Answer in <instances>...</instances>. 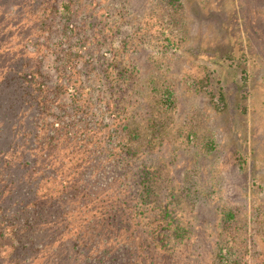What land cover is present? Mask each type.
I'll return each mask as SVG.
<instances>
[{
	"label": "rangeland",
	"instance_id": "obj_1",
	"mask_svg": "<svg viewBox=\"0 0 264 264\" xmlns=\"http://www.w3.org/2000/svg\"><path fill=\"white\" fill-rule=\"evenodd\" d=\"M181 1L186 11L172 8L167 0H2L0 80L13 76L11 67L28 70L39 62L43 72L62 76L61 49L40 57L48 46L61 47L65 22L84 33L98 32L100 8L114 13L109 24L129 22L120 40L128 41L129 51H137L139 71L129 67L128 74L134 79L130 88L138 93L135 111L146 142L141 157L161 168V181L170 187L160 188L157 201L144 204V222L152 221L148 234L170 235L157 260L169 251L177 264H212L220 249V264H264V0ZM81 36L79 32L72 41ZM80 54L78 59L85 52ZM204 67L211 93L204 92L205 86L189 85L202 80ZM170 85L177 90L174 100L165 94ZM212 95L226 97V106L219 102L216 108ZM26 106V125L15 130V138L8 127L5 140L17 144L18 156L43 161L42 140L48 136L44 123L46 116L48 122L53 117L45 116L35 100ZM37 130L33 138L31 132ZM67 161L69 167V156ZM50 184L28 180L29 200L42 199ZM169 217L191 224L188 244L172 234L175 223L169 226ZM224 217L226 228L221 226Z\"/></svg>",
	"mask_w": 264,
	"mask_h": 264
},
{
	"label": "trees",
	"instance_id": "obj_2",
	"mask_svg": "<svg viewBox=\"0 0 264 264\" xmlns=\"http://www.w3.org/2000/svg\"><path fill=\"white\" fill-rule=\"evenodd\" d=\"M167 2L172 8L187 10L181 0ZM100 12L103 19L98 32L84 33L65 22L61 47L57 44L52 50L48 46L40 57L61 49L65 57L62 76L43 72L39 62L28 70L11 67L13 76L0 80V99L10 100L0 103V264H177L169 251L157 260L158 250H167L170 235L148 234L152 221L144 222L142 217L148 211L144 204L157 201L160 188L170 187L161 181V168L141 157L146 142L135 111L138 93L130 88L134 79L128 74L129 67L139 71L137 51H129L128 41L120 40L129 22L109 24L114 13L104 8ZM79 32L82 36L73 42ZM24 49L35 51L28 45ZM80 51L85 55L78 59ZM227 56L234 59L231 52ZM128 58L134 62L130 66ZM203 71L202 80L189 85L205 86L204 92L211 93L208 67ZM176 92L174 85L166 87L168 98H177ZM213 96L210 101L216 108L219 102L226 106V97ZM30 100L36 101L45 116L47 112L53 117L48 122L46 116L44 123L48 136L42 140L43 161L18 156L17 144L5 140L8 127L15 138V130L26 125ZM37 133L31 132L33 138ZM67 149L69 154L62 155ZM23 169L25 176L20 174ZM37 178L51 182L50 188L42 199L29 200L28 180ZM165 212L168 217L169 211ZM170 219L169 226L175 223L172 234L188 244L191 224ZM221 226L228 227L225 217ZM221 240L216 241L218 246ZM220 253L215 250L212 264L222 262Z\"/></svg>",
	"mask_w": 264,
	"mask_h": 264
}]
</instances>
